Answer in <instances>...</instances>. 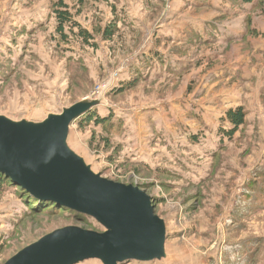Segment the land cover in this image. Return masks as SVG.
Segmentation results:
<instances>
[{"label":"rangeland","instance_id":"374dc122","mask_svg":"<svg viewBox=\"0 0 264 264\" xmlns=\"http://www.w3.org/2000/svg\"><path fill=\"white\" fill-rule=\"evenodd\" d=\"M58 1L0 0V115L15 122L40 123L49 115L89 102L97 86L110 79L113 86L129 80L125 75L132 70L141 75L135 88L121 96L111 95L109 89L94 109L102 115L131 112L134 120L138 115L132 112L155 114L158 105L170 100L180 99L199 110L204 105L203 126L199 128L200 116L190 112L193 126L183 131L178 127L177 142L167 143L159 136L146 142L125 138L120 143L121 130L111 137L101 127L76 124L69 146L96 174L146 191L157 215L166 222V258L123 264H264V12L251 9L255 20L248 27L239 25L236 18L244 5L239 0L237 7H231L229 0H191L187 18L179 17L182 10L172 11L174 0H83V6L79 0H65L75 21L94 35L105 55L109 70L104 72L100 53L88 51L76 38L64 43L56 33L54 5ZM112 16L117 17V39L125 48L118 59L108 58L105 52H118L120 43L115 39L108 44L102 34ZM171 20L198 25L161 33L162 24ZM218 24L229 26L230 34ZM172 36L195 44L191 56L181 52L180 58L196 60L212 54L214 59L204 61L202 68H195L198 63L194 61L190 74L183 81L177 77V84L143 82L156 70L153 53L160 43L155 44V37ZM203 39V45L196 43ZM165 48L160 46L163 52ZM195 71L204 74L203 94L196 93L200 78ZM214 71L219 76L209 79ZM239 107L244 108L247 122L229 140L220 132L231 129L222 120L229 110ZM118 122L124 125L123 118ZM127 132L137 137V126ZM105 139L109 147H102ZM149 154L155 164H141L139 159ZM28 211L19 187L0 186V264L58 229L75 226L104 231L94 219L81 222L46 212L30 216Z\"/></svg>","mask_w":264,"mask_h":264},{"label":"water","instance_id":"95a60500","mask_svg":"<svg viewBox=\"0 0 264 264\" xmlns=\"http://www.w3.org/2000/svg\"><path fill=\"white\" fill-rule=\"evenodd\" d=\"M80 102L43 122L0 115V174L30 196L90 217L104 231L70 226L25 247L5 264H103L166 258V222L143 189L96 174L69 146L70 128L98 106Z\"/></svg>","mask_w":264,"mask_h":264},{"label":"crops","instance_id":"0c3cea01","mask_svg":"<svg viewBox=\"0 0 264 264\" xmlns=\"http://www.w3.org/2000/svg\"><path fill=\"white\" fill-rule=\"evenodd\" d=\"M228 3L231 5V7H233V6L237 7V4H240V3L234 2L235 3V5H234V3L231 0H229ZM190 4H191V0H174V3L172 5L173 6L172 11L177 14V12H180L182 10L184 12V14L181 15L180 13H178L179 17L187 18V14H185V13L186 12L188 13V7L190 6ZM247 6H249V7H247ZM250 6L251 5L244 4L243 6H241V8H239V9H241L240 10L241 14L236 16L237 20H240V21H238L239 25L246 24V18L248 16H250L252 18ZM111 9L112 10L114 9L113 6H111ZM223 11L225 12V10H223ZM220 12L221 11L218 10V16L220 15ZM226 14L227 13H225V14L223 13V15H221V16H223V17L226 16L227 17L226 19L230 20L231 16H227L228 14L227 15ZM73 17H74V15H73ZM112 19H113V16H112ZM112 19H110V21ZM252 20H253V18H252ZM253 21H252V23H253ZM176 23H177V25H175ZM57 25H58V23H57V20L55 17L54 18L55 28H57ZM192 25L197 26L198 23H193L192 21L191 22L185 21V23H178V21L175 22L174 20H171L169 22V24H167V25L165 23L162 24L161 33L164 34L163 31H168V30H169L168 33H170L172 30H175V29H181V30L186 31V30L190 29L189 27H191ZM219 26L224 31L225 30L227 31V29H230V27L226 26V25H219ZM210 27H212V26H210ZM227 34H230L229 31H227ZM243 36H245L244 33L241 37H243ZM223 38L227 39V38H231V37L229 36V37H223ZM104 41L108 44L112 43L110 41H106V40H104ZM117 41H118V43L122 42V41H119L118 39H117ZM62 42H64V41H62ZM198 42H200V43H198ZM204 42H206L205 39L200 40V41H196L197 44H201V45H203ZM157 43H160L159 47H157L158 52L156 54L153 53V57L156 60V64H155L156 70L154 71V74H151L149 78L145 79L146 81H143V82H146L147 84H150V85L168 86V85H172V84H177V77L180 78L179 81H183V77L188 73L190 74V72L192 71L191 65L194 61H195V63H198L197 66L195 64V66H194L195 68H197L200 65H201L200 68H202V67H204V61L208 63L209 60L214 59V56L212 54H210V55L206 54L200 58H197L196 60L180 58L178 55H180L181 52L184 53V56H186L187 53H188V55H190L191 51L193 50V46H195V44L187 45L188 43L190 44L193 42H188L184 38L176 39L174 36H172V37H167V38L161 37V39H159V38L155 37V44H157ZM167 45L169 46V48H167ZM160 46H166L165 52L160 50ZM177 46H179L180 48H182V47H184V48L182 50V49L178 48ZM83 47L86 48L84 45H83ZM86 49L88 51H92V52L94 51V52H96V54L100 53V48L99 49L98 48L92 49L91 47L87 46ZM121 50L125 51V48H124L122 43H120V50L118 52L114 53L112 50H107L108 54H107V52H105V53H106V55H108V58H110V56H111L112 59H118L121 56H123ZM214 52H217V51H214ZM104 57H105V55H104ZM104 57H102V55L100 53V62L104 67V72H106L109 69L107 68V61L103 60ZM158 68H160V69H158ZM180 72H183L184 74H179ZM195 73L198 74L199 78H200V85H199L198 89H196V93L198 92V93L203 94L204 93V74H202V72L200 74V71H195ZM218 73H219V71H214L212 73H209V79H211V77H218L219 76ZM158 74H159V76H158ZM140 76L141 75L136 76V73L134 70L131 71V75H129L128 73L125 75V77L126 78L129 77V79L130 78H140ZM197 82H199V81L197 80ZM196 86L197 85L193 86L194 89ZM194 89H192V91ZM200 101H201V98H200ZM157 111L158 112L155 114H153V113L151 114V113L146 112V113L142 114L143 117L141 116V114L132 112V114H134L135 116L138 115L137 118H134V120H132V118L129 117L131 112H123L121 114L119 113L123 117L122 116L120 117V115L118 113H117V115L114 114L113 115L114 117H112V118H113V121H116L115 123H117L118 120L121 118H123V121H124L123 122L124 125L122 124V128L120 129L122 132L120 133L119 142L123 143V140L125 138H126V141H133V142L145 141L146 142V141L155 140L159 136H161L164 139V142H167V143H170L172 141L177 142L178 140H180L179 134H181L178 132V127H181L182 131H183L184 129H186V126L187 127L193 126V125H191V122L188 120V118L190 117L189 116L190 112L193 114H198L200 116V124L198 123L199 128H201L203 126L202 124H204V105H202V108L200 107V110L194 109V108L190 107L189 105L182 104V101H180V99H175L172 101L170 100L169 102H167L165 104L161 103L160 105H158ZM104 114H108V112H105ZM178 118H180V119H178ZM182 118H185L186 122L184 120H182ZM43 121H41V122H43ZM75 125L76 124L72 125L70 128L69 139H70V135H71V130L73 128H75ZM134 126H137V134H136L137 137H131V135L128 134V132H127V129H129V127H134ZM146 126H149V127H146ZM90 128H93V126H90ZM110 136L111 137L117 136V134L114 133V134H111ZM69 139H68V141H69ZM117 139H118V137H115L114 139L112 138V140L114 142ZM161 154H163V153H161ZM158 157H159V159L163 160L162 156L158 155ZM139 162H141V164H143V163H145V164L149 163L150 165L155 164L154 159H153V161L151 159V154H149L148 156H145V157L142 156L139 159ZM151 162H153V163H151Z\"/></svg>","mask_w":264,"mask_h":264},{"label":"trees","instance_id":"16d2710c","mask_svg":"<svg viewBox=\"0 0 264 264\" xmlns=\"http://www.w3.org/2000/svg\"><path fill=\"white\" fill-rule=\"evenodd\" d=\"M75 3L78 2V0H74ZM236 0L235 2H237ZM239 2L243 4H251V9L258 10L260 12H264V0H239ZM79 5L83 6V0H79ZM54 8H56L55 11V17L57 20V28L56 33L60 36V39L64 41L65 43L69 44L70 37L76 38L79 42L82 43L86 48L87 46L91 47L92 49H97L98 45L95 41V37L90 31L83 28L80 24H78L73 17V14L71 12L70 5L65 0H59L54 5ZM257 11V12H258ZM253 21V20H252ZM251 17L248 16L246 18V24H248V27L252 24ZM248 32H251L249 30ZM103 38L106 41H112L117 39L118 37V20L117 17L113 16V19L108 23L104 31H102ZM136 78H130L129 80L124 79L122 81H118L117 85L113 86L110 90L111 95L114 96H121L124 93L132 90L135 88L137 84ZM246 112L243 107H239L237 109L229 110L226 113V116L224 120H222V123H228L230 128L229 130H223L221 129L220 132L227 138V139H233L234 135H236L239 130H241L247 122L246 119ZM113 113L109 112L108 114H101L96 109L90 110L88 113L83 115L82 117L78 118L74 124H78L81 128L88 127V126H95L97 128L101 127L102 131L107 132L106 134L109 136L111 134L119 133L120 129L122 128V123H115L116 121H113ZM109 140L105 139L103 142V146L109 147ZM264 176V175H263ZM257 182V181H255ZM262 182L264 184V178L262 179ZM0 186L1 187H11L14 186L18 188L13 182L6 178L4 175L0 174ZM254 191L256 190V187H252ZM20 193L22 196L26 197V206L29 207L28 214L30 216L34 214H41V213H48V215H63L68 218H74L81 222H86L87 220H93L90 217H86L80 214H77L74 211H71L69 209H66L57 203L50 202V201H43L36 199L32 196H30L25 190L21 189L19 187ZM261 194L264 197V186L261 188ZM264 202V201H263ZM155 206V203H154ZM156 208V207H155ZM156 212V211H155ZM157 214V213H156Z\"/></svg>","mask_w":264,"mask_h":264},{"label":"built area","instance_id":"2783aa9c","mask_svg":"<svg viewBox=\"0 0 264 264\" xmlns=\"http://www.w3.org/2000/svg\"><path fill=\"white\" fill-rule=\"evenodd\" d=\"M114 80L110 79L109 81L104 82V84L97 86V88L95 89L94 93H93V97L90 98L89 102H98L97 100L101 99L100 97L109 89L111 90V88L114 85ZM88 101V100H87Z\"/></svg>","mask_w":264,"mask_h":264}]
</instances>
